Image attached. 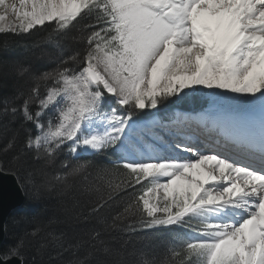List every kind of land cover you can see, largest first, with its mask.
Listing matches in <instances>:
<instances>
[{"label": "snow or ice", "instance_id": "6c2138e0", "mask_svg": "<svg viewBox=\"0 0 264 264\" xmlns=\"http://www.w3.org/2000/svg\"><path fill=\"white\" fill-rule=\"evenodd\" d=\"M19 3L0 33L54 25L42 42L58 55L40 68L0 43V177L32 227L0 264H53V250L60 264H171L113 233L173 226L187 235L166 252L188 264H264V0ZM197 96L199 111L158 115ZM110 150L117 160H79ZM60 223L90 226L50 230Z\"/></svg>", "mask_w": 264, "mask_h": 264}, {"label": "trees", "instance_id": "16d2710c", "mask_svg": "<svg viewBox=\"0 0 264 264\" xmlns=\"http://www.w3.org/2000/svg\"><path fill=\"white\" fill-rule=\"evenodd\" d=\"M85 23L90 21L85 20ZM52 27L54 25L45 24L39 27H35L34 29L30 30L28 33H0V43L7 41L13 51V54L22 60L40 68L45 67H54L55 66V58L58 55L57 49L50 43H44L45 37L51 32ZM41 42V43H38ZM35 45V46H34ZM49 85L48 87H50ZM10 91V88H0V96L7 94ZM41 91H46V88L41 89ZM202 97H195L186 102V104H201ZM166 107V105L164 106ZM162 107V108H164ZM6 137L0 135V147L6 142ZM3 153H0L2 156ZM69 156H64L63 153L60 156V161L68 160ZM92 160L99 164H104L106 161L103 159L102 156H92L90 158H80L79 160L83 162V160ZM71 162H76L72 160ZM90 178L95 179V174L93 170H89ZM79 180H83L84 177L80 176ZM25 197V196H24ZM28 204V200L25 197L24 202L21 207L17 208L9 215L6 224H5V239L1 245L0 249L7 247L9 244H12L16 241L17 237L22 235L25 231H31V225L27 224L26 222H22L20 217L25 215L24 211L22 210ZM117 211H123V205L118 207H114L111 210V215H115ZM63 219V218H61ZM15 221V222H14ZM128 223H135L134 220L129 219ZM90 225H78L72 226L65 223H60L53 225L50 229L54 231L56 234H59L61 231H75L77 234L80 233L82 228L89 227ZM40 236L32 238V245L34 246L38 243L41 239ZM113 235L117 238L113 241L114 244L118 245L119 241H130L131 243L127 246L128 250L131 251L133 248L137 250H143L144 252L149 253V259L152 258V254H155L156 258L158 259H168L171 264H188L189 257L183 249L177 248L174 253L166 252L167 247L171 244V242L176 239V237L171 234V231L168 229H148L142 230L140 227L131 233L128 234L124 231H117L114 232ZM68 253H64L65 258L68 257ZM50 256L53 257V264H60L59 258L55 257V251H50ZM47 264L49 256H45L42 258ZM193 259V264H195V260ZM29 261H31V256H29Z\"/></svg>", "mask_w": 264, "mask_h": 264}, {"label": "water", "instance_id": "95a60500", "mask_svg": "<svg viewBox=\"0 0 264 264\" xmlns=\"http://www.w3.org/2000/svg\"><path fill=\"white\" fill-rule=\"evenodd\" d=\"M200 104L181 103L179 109L184 111L195 110ZM166 107H174L166 105ZM24 194L19 190L14 178L0 177V248L5 238V223L10 213L24 202ZM10 264H16L13 260Z\"/></svg>", "mask_w": 264, "mask_h": 264}, {"label": "rangeland", "instance_id": "374dc122", "mask_svg": "<svg viewBox=\"0 0 264 264\" xmlns=\"http://www.w3.org/2000/svg\"><path fill=\"white\" fill-rule=\"evenodd\" d=\"M15 4L17 8H20V3L19 0H5V5H0V14L6 15V21L4 22L5 24L7 23H13V24H18L19 20L17 19V16L15 12L11 9L10 5ZM50 115L52 113H49ZM47 120V117L45 118V121ZM66 152L63 153L64 156H66Z\"/></svg>", "mask_w": 264, "mask_h": 264}, {"label": "bare ground", "instance_id": "6f19581e", "mask_svg": "<svg viewBox=\"0 0 264 264\" xmlns=\"http://www.w3.org/2000/svg\"><path fill=\"white\" fill-rule=\"evenodd\" d=\"M255 115L257 116V118L259 117V111H258V109L256 110Z\"/></svg>", "mask_w": 264, "mask_h": 264}]
</instances>
